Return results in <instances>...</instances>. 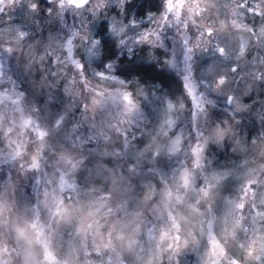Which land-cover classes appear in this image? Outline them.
Listing matches in <instances>:
<instances>
[{
	"label": "clouds",
	"instance_id": "9594fccd",
	"mask_svg": "<svg viewBox=\"0 0 264 264\" xmlns=\"http://www.w3.org/2000/svg\"><path fill=\"white\" fill-rule=\"evenodd\" d=\"M157 3L148 28L109 24L115 43H0L31 72L0 65V264H264V132L237 114L264 84L244 71L264 3Z\"/></svg>",
	"mask_w": 264,
	"mask_h": 264
},
{
	"label": "rangeland",
	"instance_id": "374dc122",
	"mask_svg": "<svg viewBox=\"0 0 264 264\" xmlns=\"http://www.w3.org/2000/svg\"><path fill=\"white\" fill-rule=\"evenodd\" d=\"M128 0H87L83 7L73 6L68 3V0H19L18 4H14L12 8L5 9V13H0V37L1 43H9L17 30L29 31V40L33 42L32 51L37 55L41 51L47 49L48 52L55 53L61 50L67 40L71 39L74 43L80 44L81 38L85 35L94 37L98 27L102 22L114 25L118 30L123 22V19L113 9L121 10ZM225 4H231V0H223ZM243 2V0H240ZM31 3H38L37 12L33 13L29 10ZM264 3V0H248L249 7H256L258 4ZM51 8V14H47V9ZM259 18V17H258ZM260 20V18H259ZM141 28H148L151 20L149 16L143 20L137 21ZM254 26H259L254 24ZM138 29L129 25L126 34L134 35ZM168 36L164 38V43L172 38V30L166 29ZM114 33V32H113ZM115 35V34H114ZM147 35V34H146ZM264 39V37H262ZM129 43H131L129 41ZM178 46V45H177ZM127 47V46H125ZM123 50V49H122ZM27 51V47L25 48ZM95 49L88 48L83 54H90ZM258 55L255 61L248 63L244 71L246 73L264 71V49H257ZM78 55L82 54L78 50ZM9 57L3 48H0V65H3L5 77H24L31 76V72L26 69L28 57L24 52L18 56L14 54ZM251 56L249 60L251 61ZM35 67V64H34ZM179 68H183L182 56L179 58ZM36 71H39L36 68ZM252 83L248 75H245L243 83ZM253 96L257 97L254 114L260 123L264 120V84L256 82L253 84ZM199 97H198V99ZM198 103V102H197Z\"/></svg>",
	"mask_w": 264,
	"mask_h": 264
},
{
	"label": "trees",
	"instance_id": "16d2710c",
	"mask_svg": "<svg viewBox=\"0 0 264 264\" xmlns=\"http://www.w3.org/2000/svg\"><path fill=\"white\" fill-rule=\"evenodd\" d=\"M163 0H159V3L162 4ZM74 6V5H73ZM154 6H158L157 0H129L125 3L123 9V12L119 9H113L112 12L117 13L122 19L123 22L126 24L129 22V20H133L135 22L143 20L150 16L152 12L154 11ZM251 22V21H250ZM256 25H259V18L256 17ZM108 23L102 22L100 26L98 27V30L96 32V35H101L102 39H108L111 40L113 43L116 41V36L113 32H108ZM106 34V35H105ZM3 39L0 37V43ZM152 57L149 56H142L140 57L141 60H147L151 59ZM123 66V65H122ZM143 78V77H142ZM178 85H172L173 91L177 89ZM198 99V98H197ZM199 103L200 101L197 100ZM246 102V101H245ZM256 107V104H254L247 112L243 113H237L241 119L244 121L243 125L240 127L242 130H246L251 126H254L259 123V130L264 132V120L263 123H260L254 114V108ZM226 115V113L217 112L215 115Z\"/></svg>",
	"mask_w": 264,
	"mask_h": 264
},
{
	"label": "snow or ice",
	"instance_id": "6c2138e0",
	"mask_svg": "<svg viewBox=\"0 0 264 264\" xmlns=\"http://www.w3.org/2000/svg\"><path fill=\"white\" fill-rule=\"evenodd\" d=\"M69 4L76 5L77 7H83L86 3L87 0H68ZM172 5L171 2L169 3V8L171 9ZM147 39V37H145Z\"/></svg>",
	"mask_w": 264,
	"mask_h": 264
},
{
	"label": "water",
	"instance_id": "95a60500",
	"mask_svg": "<svg viewBox=\"0 0 264 264\" xmlns=\"http://www.w3.org/2000/svg\"><path fill=\"white\" fill-rule=\"evenodd\" d=\"M74 6H76V5H74Z\"/></svg>",
	"mask_w": 264,
	"mask_h": 264
}]
</instances>
